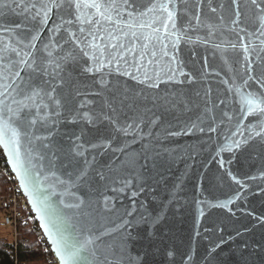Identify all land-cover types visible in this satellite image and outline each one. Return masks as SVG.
<instances>
[{
    "label": "snow or ice",
    "instance_id": "obj_1",
    "mask_svg": "<svg viewBox=\"0 0 264 264\" xmlns=\"http://www.w3.org/2000/svg\"><path fill=\"white\" fill-rule=\"evenodd\" d=\"M209 43L227 57L216 95L161 94L195 82L181 47ZM197 130L218 137L210 182L237 190L213 206L229 208L257 177L239 179L223 154L264 160V0H0V143L39 194L57 264H132V251L136 264H251L260 245L220 257L231 235L202 253L175 243L184 185L167 183L176 157L163 141Z\"/></svg>",
    "mask_w": 264,
    "mask_h": 264
},
{
    "label": "water",
    "instance_id": "obj_2",
    "mask_svg": "<svg viewBox=\"0 0 264 264\" xmlns=\"http://www.w3.org/2000/svg\"><path fill=\"white\" fill-rule=\"evenodd\" d=\"M197 35H203V33L193 34L192 39L194 41ZM216 42L219 43V41ZM190 51L194 52L195 55H190ZM177 56L184 63V70L195 77V82L188 83L186 79L183 85L175 87L171 84H162L159 89L161 94L166 90L172 92L180 89L203 92L210 87L213 90V96H215L223 86L221 82L229 78L225 74L227 69L223 63L227 57L220 52L214 54L211 43L207 47L203 44L195 47L191 45L182 46ZM128 84L133 86L134 82L129 80ZM151 94L154 95L155 93ZM175 123L176 121H173V125ZM182 123L183 117H181ZM176 131L187 133L188 129L176 128ZM128 142L131 143V140L129 139ZM217 143V135L212 134L211 139H209L207 130L204 134L197 130L191 134L177 135L163 141V146L172 150L176 157L171 170L166 174L167 183L171 185L179 179L183 181L184 185L180 210L175 213L173 219L175 243L182 249L190 245L194 251L198 250L202 253L209 239L218 241L221 235L225 239L231 235L233 239L221 250L220 257L227 259L237 249V246L247 242L250 246L260 245V248L251 257V264H264V226L257 225L253 216L250 215L264 214V196L259 194L264 191V179L259 178L260 168L264 165V160L255 152L252 153L251 158H248L247 153H241L235 159L225 152L223 154L224 161L232 160L230 167L239 179L243 180L251 176H256L257 179L249 180L251 191L244 192L239 201L229 206L230 210L229 208L214 207L213 205L222 204L228 198L235 199L232 193L237 190L235 184L221 183L214 186L210 182V178L221 174L218 162H212L216 155L212 152V147ZM201 145L204 146L202 150ZM0 148L9 170L16 179L20 191L26 197L30 210L49 246L50 242L47 240V235L42 227L47 221L41 219L40 214L33 206V201L39 194L33 192L31 185L26 186L22 183L21 176L18 174L19 168L15 165V157L10 148L5 147L3 143H0ZM25 149H27L26 143H24L22 151ZM208 153H212V155H208ZM225 166L228 167L229 165L226 163ZM256 185L260 187L257 188ZM140 199L143 200L144 196H141ZM197 201H204V203L199 204ZM169 215L172 218V214ZM221 229H223L222 233ZM246 229L247 231H245ZM237 231L242 233L238 237L236 236ZM129 255L132 258V264H136V252L132 251ZM54 259L57 261L56 257ZM232 260L238 262V253L232 256ZM156 264H167V261L163 256H160L157 258Z\"/></svg>",
    "mask_w": 264,
    "mask_h": 264
},
{
    "label": "trees",
    "instance_id": "obj_3",
    "mask_svg": "<svg viewBox=\"0 0 264 264\" xmlns=\"http://www.w3.org/2000/svg\"><path fill=\"white\" fill-rule=\"evenodd\" d=\"M11 177L12 173L0 149V196L8 191ZM0 214L1 224L4 225V210L1 205ZM16 230L15 238L0 237V264H52L51 250L31 211L17 223Z\"/></svg>",
    "mask_w": 264,
    "mask_h": 264
},
{
    "label": "built area",
    "instance_id": "obj_4",
    "mask_svg": "<svg viewBox=\"0 0 264 264\" xmlns=\"http://www.w3.org/2000/svg\"><path fill=\"white\" fill-rule=\"evenodd\" d=\"M0 205L4 210V225L11 228L13 236L15 238L17 234V223L23 220L31 210L26 197L20 191V188L13 174L9 181L8 191L6 192V194L0 196ZM50 258L52 264H55L54 256L51 255Z\"/></svg>",
    "mask_w": 264,
    "mask_h": 264
},
{
    "label": "rangeland",
    "instance_id": "obj_5",
    "mask_svg": "<svg viewBox=\"0 0 264 264\" xmlns=\"http://www.w3.org/2000/svg\"><path fill=\"white\" fill-rule=\"evenodd\" d=\"M12 236H13V233H12L11 228L6 225L1 224V214H0V237L11 238Z\"/></svg>",
    "mask_w": 264,
    "mask_h": 264
}]
</instances>
